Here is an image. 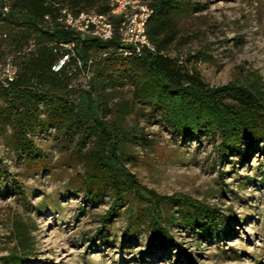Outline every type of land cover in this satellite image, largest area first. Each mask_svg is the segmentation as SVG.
<instances>
[{"label": "rangeland", "instance_id": "rangeland-1", "mask_svg": "<svg viewBox=\"0 0 264 264\" xmlns=\"http://www.w3.org/2000/svg\"><path fill=\"white\" fill-rule=\"evenodd\" d=\"M188 2L170 55L184 61L196 53L199 60L188 67L210 86L253 76L264 86V0ZM18 34L0 21V264H12L11 252L22 255L16 264H264L262 141L253 140L244 158L248 139L220 155L217 132L172 133L162 108L136 102L130 82L118 83L105 119L128 131L119 142L129 155L126 167L159 194L192 197L220 210L205 234L176 222L165 245L149 249L145 198L125 195L114 215L102 220L115 196L109 187L83 181L91 169L86 154L95 146L92 138L78 139L74 122L31 131L38 156L14 147L13 111L6 108L2 85L18 57L33 47L29 41L18 49ZM71 84L74 91L86 86L84 80ZM122 103L131 109L124 112ZM157 209L166 219L176 207L159 203ZM19 231L28 236L23 246Z\"/></svg>", "mask_w": 264, "mask_h": 264}, {"label": "trees", "instance_id": "trees-1", "mask_svg": "<svg viewBox=\"0 0 264 264\" xmlns=\"http://www.w3.org/2000/svg\"><path fill=\"white\" fill-rule=\"evenodd\" d=\"M152 9L146 35L152 48L144 46L135 52L124 44L117 29L110 39H100L67 29L57 20L59 10L108 13L109 0H11L0 4V21L19 29L14 45L31 41L33 47L18 57L12 78L2 85L6 108L12 113L13 145L38 156L39 148L29 137L37 126L57 128L64 120L75 123L78 139L92 138L95 146L86 154L90 171L84 182L109 187L114 193L113 205L102 216L114 215L118 203L133 193L150 205L149 249L164 246L170 236L168 227L180 223L200 228L217 222L220 210L188 196L159 194L142 185L125 165L129 155L120 150V138L127 134L123 125L109 123L108 99L118 83L127 81L133 87L132 98L141 104L162 108L163 121L172 133L182 135L202 131L218 133V154L232 152L243 144L247 154L253 140L264 145V86L258 76L246 82L228 81L210 86L199 73L188 67L199 56L188 54L183 61L170 55V47L178 40V20L188 11V0H144ZM48 15L49 18H45ZM117 27L120 18H112ZM65 44H71L67 48ZM127 52V53H126ZM63 55L68 59L58 69L55 64ZM84 80L77 91L72 81ZM127 112V103L120 104ZM159 203L176 207L172 215L162 219ZM146 212V213H147ZM138 219V218H137ZM24 245L27 234L19 231ZM29 241V240H27ZM20 245V246H21ZM25 250V249H24ZM12 264L21 254L10 253Z\"/></svg>", "mask_w": 264, "mask_h": 264}, {"label": "built area", "instance_id": "built-area-1", "mask_svg": "<svg viewBox=\"0 0 264 264\" xmlns=\"http://www.w3.org/2000/svg\"><path fill=\"white\" fill-rule=\"evenodd\" d=\"M108 13L95 11H80L75 13L67 7L59 10L57 20L67 29L73 30L81 36L89 35L100 39H110L117 29L120 39L124 44H131L135 52L142 47L152 48L146 35V25L152 9L144 0H109ZM119 17L120 22L116 27L112 18ZM45 18H49L48 15ZM67 48L71 44H65ZM127 53V52H126ZM68 59L63 55L55 64L53 70H58ZM9 79L12 78L10 75Z\"/></svg>", "mask_w": 264, "mask_h": 264}]
</instances>
